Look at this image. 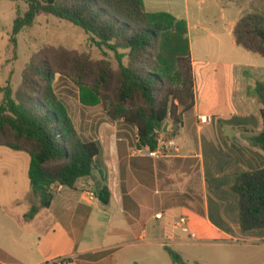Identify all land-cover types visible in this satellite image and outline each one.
I'll return each mask as SVG.
<instances>
[{
  "label": "crops",
  "instance_id": "crops-1",
  "mask_svg": "<svg viewBox=\"0 0 264 264\" xmlns=\"http://www.w3.org/2000/svg\"><path fill=\"white\" fill-rule=\"evenodd\" d=\"M191 1L143 0L146 13L185 22L194 78V106L183 115L175 138L162 143L159 135L157 159L138 154L142 148L135 131L110 122L102 108L78 104L70 117L76 132L98 147L95 169L72 189L56 188L49 208L25 221L29 157L0 148V264H140L131 257L139 244L172 249L185 243L187 234L177 224L181 218L196 240H237L241 231L232 179L264 168V153L248 143L251 132L262 131V107L247 95L249 85L264 83V58L245 51L246 63L223 64L208 55L205 39L221 50L222 35L238 49L233 30L242 11L232 0ZM206 3L219 9L220 23L212 28L198 18ZM194 39L201 55L194 53ZM198 116L212 121L199 126ZM102 188L109 194L107 205L98 199ZM248 243L264 246V230L248 232Z\"/></svg>",
  "mask_w": 264,
  "mask_h": 264
},
{
  "label": "trees",
  "instance_id": "trees-1",
  "mask_svg": "<svg viewBox=\"0 0 264 264\" xmlns=\"http://www.w3.org/2000/svg\"><path fill=\"white\" fill-rule=\"evenodd\" d=\"M264 1V0H262ZM26 6L12 23L10 43L33 26L39 16L65 22L88 35L100 51L112 53L117 68L105 60L63 48L44 47L25 65L16 90L0 89V148L29 157L30 209L34 216L49 208L56 188L72 189L95 169L99 150L95 142L75 130L66 106L57 98L55 77L66 79L78 91L84 107L101 106L112 123L135 131L137 147L155 152L165 123L175 138L182 117L194 106V78L186 38V24L166 13L148 14L143 0H22ZM233 37L238 47L264 58V14L245 15ZM125 60L123 63L122 60ZM247 95L260 105L262 131L251 132L248 143L264 153V83L248 86ZM129 140L130 137L125 135ZM231 193L238 198L241 232L264 230V168L238 172ZM108 204L106 188L98 192ZM173 264H185L165 247Z\"/></svg>",
  "mask_w": 264,
  "mask_h": 264
},
{
  "label": "rangeland",
  "instance_id": "rangeland-1",
  "mask_svg": "<svg viewBox=\"0 0 264 264\" xmlns=\"http://www.w3.org/2000/svg\"><path fill=\"white\" fill-rule=\"evenodd\" d=\"M232 1L233 5L238 6V11H242L241 18L245 15L264 14V1L262 0ZM193 3L190 0V4ZM201 8L202 12L198 15L200 23L211 28L215 22L219 25L218 8L209 3L201 6ZM25 9L26 6L22 0H0V89L8 86L12 92H16L21 83V75L25 65L37 51L44 47L63 48L79 54H88L90 59L94 61L105 60L111 64L113 69L117 68L116 58L112 53L100 51L84 32L51 17L39 16L36 18L31 28L23 30L16 36V44L13 46L10 43L12 23L16 17V11L18 10L22 14ZM191 11L194 10L191 9ZM220 41L222 48L216 50V43L205 39L206 44L209 45L208 55H215V58L221 59L223 64L234 60L239 61V63H246L242 58L244 49L238 47L234 51L229 46L225 35L220 36ZM193 45H196V50H194L195 48L193 50L197 55V49H201L198 48L196 39L193 40ZM248 56L252 55L248 53ZM249 60L252 63L258 62L253 59ZM122 62L124 63L125 60L123 59ZM53 89L57 98L66 106L70 116H72L79 104L77 89L66 79L58 76L55 77ZM1 100L2 94L0 92V102ZM97 107L101 108V106ZM117 123L120 124L121 122ZM234 237L237 240L231 239L229 242L216 243L211 242L213 239L211 236H205L204 239L197 238L195 242L186 240L182 246L177 248L171 246L172 249L170 250L177 253L185 264H264V246L248 243V232L235 234ZM131 257L140 264H173L164 249L156 246L147 247L139 244Z\"/></svg>",
  "mask_w": 264,
  "mask_h": 264
},
{
  "label": "built area",
  "instance_id": "built-area-1",
  "mask_svg": "<svg viewBox=\"0 0 264 264\" xmlns=\"http://www.w3.org/2000/svg\"><path fill=\"white\" fill-rule=\"evenodd\" d=\"M211 117H209V116H198L197 117V124L199 125V126H206V125H208V124H210L211 123ZM145 150L147 151V152H145ZM138 154H146L148 157H150V158H155V159H157L158 158V155L155 153V152H151V151H149L148 149H144V148H142V150L140 149V150H137L136 151ZM160 218H161V215L160 214H158V215H156L155 216V219L156 220H160ZM178 225H180L181 227H182V231L185 233V234H187V240L188 241H190V242H195L196 241V237H195V235L194 234H192V233H190L189 231H188V229H187V226H186V220L185 219H179V221H178V223H177ZM70 263V261L69 260H58V261H56V262H53L52 264H69Z\"/></svg>",
  "mask_w": 264,
  "mask_h": 264
},
{
  "label": "water",
  "instance_id": "water-1",
  "mask_svg": "<svg viewBox=\"0 0 264 264\" xmlns=\"http://www.w3.org/2000/svg\"><path fill=\"white\" fill-rule=\"evenodd\" d=\"M169 128H170V124H169L168 122L165 123L164 126H163V129H162V134H163V135L167 134Z\"/></svg>",
  "mask_w": 264,
  "mask_h": 264
}]
</instances>
